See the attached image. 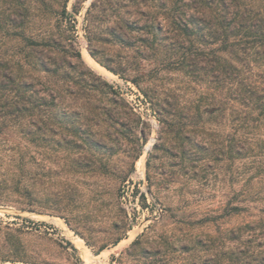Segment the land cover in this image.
Returning <instances> with one entry per match:
<instances>
[{"label":"rangeland","instance_id":"obj_1","mask_svg":"<svg viewBox=\"0 0 264 264\" xmlns=\"http://www.w3.org/2000/svg\"><path fill=\"white\" fill-rule=\"evenodd\" d=\"M46 1L0 23V72L33 100L29 133L0 124V264H264V60L221 51L248 92L192 63L216 46L176 27L189 0ZM37 108L65 120L58 135ZM56 199L69 223L42 211Z\"/></svg>","mask_w":264,"mask_h":264},{"label":"trees","instance_id":"obj_2","mask_svg":"<svg viewBox=\"0 0 264 264\" xmlns=\"http://www.w3.org/2000/svg\"><path fill=\"white\" fill-rule=\"evenodd\" d=\"M41 1L44 2L46 7L48 6L49 1ZM31 4L33 3H28L27 0H1L0 23L3 19H9L13 22L15 16L23 18L30 8H33ZM187 6L189 11L178 8V11L180 10L178 12L179 15H177L174 20L176 27H179L181 31H187L190 35H195L202 45L209 47L216 46V48H212L214 49L212 50V56H209V53L200 55L196 53L191 58L192 63H196L197 61L204 63V65H210L212 77L224 75L226 78H233L239 85L241 91H243V89L244 92L250 91V88L246 86L247 84L245 81L247 77H243V70L240 71L238 66H235L232 60H230V57L225 56L221 51L224 53L228 52L231 57L243 62V65L246 62L245 58L254 62L260 59L264 60V0H189ZM184 16L186 19L181 22L180 18L183 19ZM178 21H180V23ZM179 33L180 32L175 34L176 39L179 37ZM42 41H44L45 45H50L54 40L52 36H48L47 38L44 36ZM219 52H221V54H219ZM6 66H8V64ZM23 77L22 74L14 72L11 66L6 67L3 72H0V81L13 83L12 89L16 90L13 96L0 93V102L4 100V102L2 101L0 103V107H5L6 109L5 111H0V119H2L0 120V124L1 126H14L21 136L29 133L26 126V113L30 110L29 103L33 101L32 98L26 95L28 84ZM8 88L9 86L7 83L6 85L4 83V86H0V91L7 90ZM250 93L255 101L256 107L264 106V102L259 100L260 95H256L254 91H250ZM41 101L43 102H40V100L36 101L34 105L35 109L36 107L41 108V106L46 105V98H43ZM58 102L61 103V100H58ZM54 105H56V103H54ZM203 112L205 113L207 111L204 110ZM33 114L36 115L33 124L40 134L48 132L54 136L58 135L60 130L55 126L56 122H65V120L58 119V114L52 112L48 115L43 114L40 109L36 110ZM11 122H14V124H11ZM67 130L71 132L69 127H67ZM9 131H12L11 133L14 132L13 130ZM163 132L176 134L183 139H191L187 135L182 134L181 127H175L173 122L169 123L166 121L164 129H162V133ZM4 133H6V131H4ZM11 133L9 132L10 135ZM37 137L39 138V135ZM84 139L90 141L89 138L84 137ZM62 141H65L68 145L73 142L67 135L62 136ZM62 141L60 139L58 143ZM192 144L197 148H202L200 143ZM18 149L24 153V148L22 146L18 145ZM73 168L74 160L70 159L68 156L67 161L62 165V169L70 171ZM65 184L66 187H64L62 191V196L70 198L72 194L70 188L71 184L68 181H66ZM51 195L57 197L60 196L61 193L56 192ZM58 200H55L56 205L42 209V211L60 215L69 223L67 217L69 212L66 211L65 207L57 204ZM21 209L25 210L27 206H21Z\"/></svg>","mask_w":264,"mask_h":264},{"label":"bare ground","instance_id":"obj_3","mask_svg":"<svg viewBox=\"0 0 264 264\" xmlns=\"http://www.w3.org/2000/svg\"><path fill=\"white\" fill-rule=\"evenodd\" d=\"M91 60V59H90ZM92 62V61H91ZM150 147V145H148V148Z\"/></svg>","mask_w":264,"mask_h":264},{"label":"water","instance_id":"obj_4","mask_svg":"<svg viewBox=\"0 0 264 264\" xmlns=\"http://www.w3.org/2000/svg\"><path fill=\"white\" fill-rule=\"evenodd\" d=\"M50 216V215H49Z\"/></svg>","mask_w":264,"mask_h":264}]
</instances>
